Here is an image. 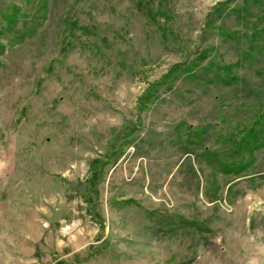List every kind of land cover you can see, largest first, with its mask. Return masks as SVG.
Wrapping results in <instances>:
<instances>
[{
  "label": "rangeland",
  "instance_id": "obj_1",
  "mask_svg": "<svg viewBox=\"0 0 264 264\" xmlns=\"http://www.w3.org/2000/svg\"><path fill=\"white\" fill-rule=\"evenodd\" d=\"M226 1L0 0V264H264V0Z\"/></svg>",
  "mask_w": 264,
  "mask_h": 264
},
{
  "label": "trees",
  "instance_id": "obj_2",
  "mask_svg": "<svg viewBox=\"0 0 264 264\" xmlns=\"http://www.w3.org/2000/svg\"><path fill=\"white\" fill-rule=\"evenodd\" d=\"M232 1H237V0H227L224 4H222L223 6H228L229 4H231ZM244 2H249L250 0H243ZM252 1H255V3H258L260 0H252ZM216 13H222L221 16L223 15L224 12H222V10H216L215 11V14ZM257 29V30H256ZM219 34L221 35V37H223L225 40H237L238 39V36H237V32L235 31H230L228 29H224V28H221L219 29ZM258 34V28H255L254 32L252 33V39L256 40V36ZM174 71V70H173ZM260 135L259 132H257L256 130V126L254 125L251 129V131L249 132V136L252 137V138H257L258 136ZM259 141V140H258Z\"/></svg>",
  "mask_w": 264,
  "mask_h": 264
}]
</instances>
